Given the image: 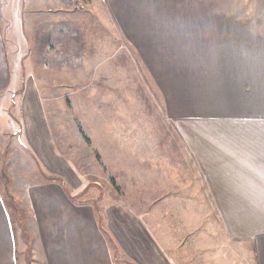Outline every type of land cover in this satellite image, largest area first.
I'll return each instance as SVG.
<instances>
[{
  "label": "crops",
  "instance_id": "1",
  "mask_svg": "<svg viewBox=\"0 0 264 264\" xmlns=\"http://www.w3.org/2000/svg\"><path fill=\"white\" fill-rule=\"evenodd\" d=\"M110 3L131 44L182 47L188 58L150 64L183 150L143 168L138 198L133 186L125 199L88 188L28 86L23 122L8 121L18 125L9 159L23 144L42 179L7 188L1 128L0 264H264V0H240V22L211 21L212 0H141L129 8L135 26L122 23L120 1ZM6 47L0 16L1 98L17 79Z\"/></svg>",
  "mask_w": 264,
  "mask_h": 264
},
{
  "label": "rangeland",
  "instance_id": "2",
  "mask_svg": "<svg viewBox=\"0 0 264 264\" xmlns=\"http://www.w3.org/2000/svg\"><path fill=\"white\" fill-rule=\"evenodd\" d=\"M118 1L124 10L116 12L125 26L141 22L129 10L141 0ZM226 1L212 0L211 21L240 22V0H229L228 10L221 6ZM111 8L110 0H0L9 71L11 77L17 76L0 96L4 179L10 191L42 179L41 164L24 152L23 144L20 158L9 159L17 151L12 130H18V125L9 126L8 121L23 122L28 86L37 89L38 108L46 114L58 150L69 157L88 188L98 184L125 199L126 187L133 186L138 198L143 168H155L162 152L183 150L175 138L177 127L163 111L150 64L161 57L175 56L182 62L188 58L182 47L134 46L115 26Z\"/></svg>",
  "mask_w": 264,
  "mask_h": 264
}]
</instances>
